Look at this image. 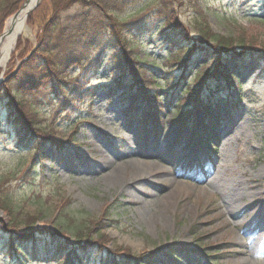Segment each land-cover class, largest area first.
Returning <instances> with one entry per match:
<instances>
[{
	"label": "rangeland",
	"instance_id": "1",
	"mask_svg": "<svg viewBox=\"0 0 264 264\" xmlns=\"http://www.w3.org/2000/svg\"><path fill=\"white\" fill-rule=\"evenodd\" d=\"M203 2L178 1L179 17L185 25L197 11L206 9L216 34L239 35L236 38L262 46L264 0H208L206 8ZM35 32L26 22L19 37L35 44ZM145 44L139 55L147 56L153 66L164 65L166 54L172 58L164 44ZM16 45L17 41L6 64L0 67V87L14 67L9 64ZM104 64L87 72L75 70L83 78L82 91L71 102L70 122L64 118L56 122L59 142L66 146L59 148L62 153L56 150L38 161L36 170H31L30 176L36 179L30 185L19 179L30 169L33 155L17 147L16 136L1 112L0 180L11 178L13 201L31 212L38 209L36 201L42 193L70 211L75 221L69 226L83 230L88 218L96 219L91 233L96 243L80 256L82 264H118L126 255L131 257L127 264H160L171 252L177 259L168 264H264V230L254 229L255 218L264 217V205L251 196V192H264V53L241 65L227 63L234 74V91H229L225 103L220 100L219 121L214 126L219 138L211 151H193L188 143L190 128L176 124L173 108L166 104L164 92L168 87L164 82L163 89L157 90V107L163 108L161 129L154 138L151 124L138 141L137 123L128 125L124 114L133 103L132 93L122 95L124 89L113 87L120 67ZM209 67V62L204 66L198 61L194 69L201 73ZM152 72L149 67L145 76ZM236 92L243 101L237 103ZM105 159H109V167H105ZM114 168L122 170V179L109 177ZM251 176L252 181L248 180ZM222 188L234 194L239 208L248 206L250 212L237 217L228 213ZM62 214L51 211L37 222L36 229L50 233L59 230L57 221L63 224L67 220ZM0 219L9 222L2 209ZM102 234L105 238L99 240ZM62 235L73 243L72 233ZM149 256L151 262L143 261ZM44 262L27 264H56ZM0 264L18 263L0 253Z\"/></svg>",
	"mask_w": 264,
	"mask_h": 264
},
{
	"label": "trees",
	"instance_id": "2",
	"mask_svg": "<svg viewBox=\"0 0 264 264\" xmlns=\"http://www.w3.org/2000/svg\"><path fill=\"white\" fill-rule=\"evenodd\" d=\"M25 1L0 0V35L7 20ZM178 1L42 0L31 12L27 25L36 29V43L23 36L18 38L9 64L14 67L0 87V116L4 112L7 125L16 136L17 147L33 155L29 161L30 169L26 170L29 172L25 171L20 181L29 185L34 183L36 176H30V173L36 170L38 161L64 146L59 142L60 127L56 122L59 118L70 122L71 102L82 91L83 78L75 70L87 72L103 62L105 66L120 67L113 78V87L124 89L122 95L132 93L133 103L124 114L129 125L137 122L139 136L151 124L156 134L161 129L163 108L157 107L160 104L157 90L163 89L164 82L168 87L164 99L169 108H173L177 117L175 123L190 128L188 142L196 137L197 145L212 148L209 138H215L213 125L219 121L218 91L224 89L228 94L234 91V74L227 63L241 65L256 60L259 53H264V43L256 47L254 41L236 38L239 35L216 34L211 29L206 9L197 11L185 25L179 17ZM207 2H203L205 8ZM145 42L164 44L172 58L166 54L164 65L153 66L147 56L139 55L144 51ZM198 61L204 66L209 62V69L195 72ZM149 67L154 72L147 78ZM236 94L242 100V96ZM10 180L9 177L0 180V209L9 218L7 223L0 219V253L18 264L42 260L46 261L44 263L81 264L80 256L96 243L91 236L96 219L88 218L83 230L76 225L69 226V222L75 221L70 211L53 204L42 193L37 197L38 209L25 212L19 202L13 201ZM55 210L63 212L67 219L63 224L57 221L59 230L50 233L36 229L37 222ZM65 231L73 234L72 244L64 240L62 234ZM103 238L102 234L99 240ZM171 259H176L173 252L166 255L165 262L153 263L168 264ZM129 260L131 257L126 255V259L118 264H127ZM143 261L152 260L149 256Z\"/></svg>",
	"mask_w": 264,
	"mask_h": 264
},
{
	"label": "bare ground",
	"instance_id": "3",
	"mask_svg": "<svg viewBox=\"0 0 264 264\" xmlns=\"http://www.w3.org/2000/svg\"><path fill=\"white\" fill-rule=\"evenodd\" d=\"M36 0H30V2L27 4V6L23 9V11L18 16L17 20L15 22H8L6 30L11 32L10 34H7L5 38L0 42V67H3L7 60L9 59L10 54L12 53L14 46H15V40L19 33H22L26 24L25 16L28 12V10L35 4ZM105 167H109L110 162L109 159H105ZM132 174V173H131ZM123 173L121 169L114 168L111 170V173L109 174V177L113 180H119L122 179ZM248 180L252 181L253 176H251ZM264 187V186H263ZM122 188H124V185H122ZM222 191L224 195H226V207L228 213L232 214L234 217L239 216V214H247L250 211L248 210V206L245 208H239L238 205H236L235 202V196L232 194L229 190L222 188ZM176 192H173L174 195ZM251 196L254 198H259V201L261 205H264V192L263 191H257V192H251ZM152 204L150 205V207ZM256 224H255V231L258 232L260 230H264V217L261 218V216H258L255 218ZM233 225H237V223H233Z\"/></svg>",
	"mask_w": 264,
	"mask_h": 264
},
{
	"label": "water",
	"instance_id": "4",
	"mask_svg": "<svg viewBox=\"0 0 264 264\" xmlns=\"http://www.w3.org/2000/svg\"><path fill=\"white\" fill-rule=\"evenodd\" d=\"M30 2V0H27L25 3H24V5L21 7V9L16 13V14H14L9 20H8V22L10 21H12V22H15L16 20H17V18H18V16L20 15V13L23 11V9L27 6V4ZM39 3H40V0H36V2H35V4L28 10V12H27V14H26V16H25V21H27V18H28V16H29V14L39 5ZM11 32H9V31H7L6 30V28H5V30H4V32H3V34L0 36V42H2V40L5 38V36L7 35V34H10ZM20 34L21 33H19L18 35H17V37H16V40H15V42L17 41V39H18V37L20 36Z\"/></svg>",
	"mask_w": 264,
	"mask_h": 264
}]
</instances>
